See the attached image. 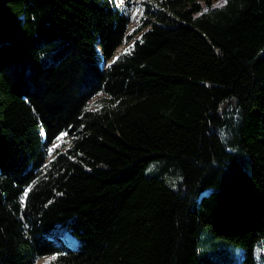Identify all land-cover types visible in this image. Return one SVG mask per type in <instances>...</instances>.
<instances>
[{
	"label": "trees",
	"instance_id": "1",
	"mask_svg": "<svg viewBox=\"0 0 264 264\" xmlns=\"http://www.w3.org/2000/svg\"><path fill=\"white\" fill-rule=\"evenodd\" d=\"M212 1L149 5L113 59L115 0H0V264H259L264 0Z\"/></svg>",
	"mask_w": 264,
	"mask_h": 264
},
{
	"label": "rangeland",
	"instance_id": "2",
	"mask_svg": "<svg viewBox=\"0 0 264 264\" xmlns=\"http://www.w3.org/2000/svg\"><path fill=\"white\" fill-rule=\"evenodd\" d=\"M160 1H162V0H115V2L119 6L124 8L130 16V23L128 25L127 34L131 35L133 38L129 41H125L118 48V50L114 54L113 59L118 57L124 51L128 50L130 45L134 42V40L138 39L144 31H146L150 28V26H147L144 30L140 31L139 33H136L137 28L144 21V10L149 5L154 6L156 3L160 2ZM221 3H222V0H213L211 2V7H215L216 5L221 4ZM222 4H224V3H222ZM205 9L209 10L210 6H204V11H205ZM112 60H109L108 64ZM105 97H106V95L103 93L97 94L96 96H94L91 99L90 106L93 109H97L98 108V101L104 99ZM71 144H72V138L68 137L66 135V133H62L56 138L55 142L50 146L51 148H50L49 152L52 153L55 149H61L62 151H64ZM52 157H53V154H51L50 158H52ZM153 164L151 167L154 166ZM67 238H68V240H72V238L70 236H68ZM241 254H242V249L233 248L228 259L226 261H224V263H222V264H240ZM258 254H259V256L260 255L264 256V241L263 240H261L259 243ZM54 257H55V255L40 257L37 260V264H46L47 262H49ZM260 264H264V260H260Z\"/></svg>",
	"mask_w": 264,
	"mask_h": 264
},
{
	"label": "snow or ice",
	"instance_id": "3",
	"mask_svg": "<svg viewBox=\"0 0 264 264\" xmlns=\"http://www.w3.org/2000/svg\"><path fill=\"white\" fill-rule=\"evenodd\" d=\"M227 2V0H222V3H226ZM222 3L221 4H218V5H216L217 7H219V6H222ZM207 9H205V11H206ZM128 52V50H126V53ZM113 62H115V61H113ZM27 195V193H25V196Z\"/></svg>",
	"mask_w": 264,
	"mask_h": 264
},
{
	"label": "crops",
	"instance_id": "4",
	"mask_svg": "<svg viewBox=\"0 0 264 264\" xmlns=\"http://www.w3.org/2000/svg\"><path fill=\"white\" fill-rule=\"evenodd\" d=\"M257 256H258V259H259V264H260V260H264V256L263 255H260L258 254V248H257Z\"/></svg>",
	"mask_w": 264,
	"mask_h": 264
},
{
	"label": "water",
	"instance_id": "5",
	"mask_svg": "<svg viewBox=\"0 0 264 264\" xmlns=\"http://www.w3.org/2000/svg\"><path fill=\"white\" fill-rule=\"evenodd\" d=\"M108 59H104L103 62H102V66L105 67L108 65Z\"/></svg>",
	"mask_w": 264,
	"mask_h": 264
}]
</instances>
